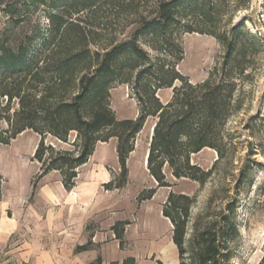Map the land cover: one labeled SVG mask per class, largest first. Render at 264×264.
<instances>
[{
	"label": "trees",
	"instance_id": "1",
	"mask_svg": "<svg viewBox=\"0 0 264 264\" xmlns=\"http://www.w3.org/2000/svg\"><path fill=\"white\" fill-rule=\"evenodd\" d=\"M135 1L0 0V12L7 18L0 34V144L10 145L26 131L37 134L40 141L33 160L40 166L38 178L56 172L68 192L76 187L80 170L98 145L112 139L118 141L121 170L116 188L122 187L136 139L150 119L155 124L147 166L159 188L172 186L168 174L205 185L221 162L234 158L236 133L229 126L247 111L240 78L248 76V62L260 40L243 23L221 31L218 21L231 2L241 10L248 0H156L127 39L103 42L104 29L93 15L104 5L125 10ZM40 7L48 12L45 35L37 29L21 31L19 26ZM179 28L212 36L224 48L220 65L201 83H192L176 69L184 58L173 32ZM144 45L165 58L154 57ZM116 85L132 87L138 118H117L111 105ZM166 89H172L173 96L164 103L158 93ZM206 149L218 155L210 170L192 160ZM256 153L251 150L248 158ZM240 173L242 179L247 177L245 168ZM155 194L156 189L151 190L143 200ZM216 196L195 217V196L175 192L168 196L163 215L173 226L179 264H232L240 232L237 207L232 202L216 209ZM86 250L79 247L76 252ZM91 264H102V259Z\"/></svg>",
	"mask_w": 264,
	"mask_h": 264
},
{
	"label": "rangeland",
	"instance_id": "2",
	"mask_svg": "<svg viewBox=\"0 0 264 264\" xmlns=\"http://www.w3.org/2000/svg\"><path fill=\"white\" fill-rule=\"evenodd\" d=\"M155 2L136 0L125 10L104 5L93 15L104 29L101 40L127 39L139 26L141 15L151 12ZM232 5L218 21L219 29L243 23L260 40L248 62V76L240 78L244 79L240 86L248 105L229 126L236 133L232 161L221 162L205 185L176 180L168 174L172 186L159 188L147 166L155 124L150 119L136 139L122 187L116 188L121 183V170L118 141L112 139L98 145L80 170L76 187L68 192L56 172L38 178L40 166L33 159L40 137L26 131L10 145L0 144V264H91L99 258L102 264H179L173 226L163 215L171 192L196 197L193 217L205 211L213 194H217L218 210L236 203L240 232L232 264H264V0H248L241 10ZM47 13L40 7L19 26L20 30L31 33L37 29L45 35L49 28ZM6 25L7 18L0 12V34ZM173 32L184 49L183 60L176 63L177 71L194 84L208 79L221 63L223 46L206 34L186 33L181 28ZM144 47L154 57L166 56ZM158 96L166 103L173 90H162ZM111 105L119 120L136 119L140 114L138 100L128 85H116L111 90ZM253 149L256 155L248 158ZM192 160L210 170L218 155L206 149ZM242 168L247 170L244 179ZM110 183L113 185L107 186ZM154 189L153 198L143 200ZM120 232L122 239H118ZM79 247L87 250L77 253Z\"/></svg>",
	"mask_w": 264,
	"mask_h": 264
}]
</instances>
